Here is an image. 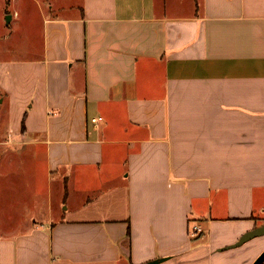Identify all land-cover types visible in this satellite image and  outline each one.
<instances>
[{"label": "crops", "instance_id": "obj_1", "mask_svg": "<svg viewBox=\"0 0 264 264\" xmlns=\"http://www.w3.org/2000/svg\"><path fill=\"white\" fill-rule=\"evenodd\" d=\"M6 3L0 264H251L264 0Z\"/></svg>", "mask_w": 264, "mask_h": 264}, {"label": "water", "instance_id": "obj_2", "mask_svg": "<svg viewBox=\"0 0 264 264\" xmlns=\"http://www.w3.org/2000/svg\"><path fill=\"white\" fill-rule=\"evenodd\" d=\"M9 20V17H7V21ZM264 235V223L261 226H258L250 231L245 232L237 242H235L232 245H229L225 248H221L220 251H224L227 249H231V248H235V247H239L243 244H245L246 242L256 238V237H260ZM164 258H160L158 260H153L150 262H147L145 264H158L159 262L163 261ZM264 261V250L255 258V260L251 263V264H261Z\"/></svg>", "mask_w": 264, "mask_h": 264}, {"label": "rangeland", "instance_id": "obj_3", "mask_svg": "<svg viewBox=\"0 0 264 264\" xmlns=\"http://www.w3.org/2000/svg\"><path fill=\"white\" fill-rule=\"evenodd\" d=\"M5 4H7L6 3V0H0V19L2 20V17H3V13H4V5ZM2 5V6H1ZM10 9L11 8H9L8 10L10 11ZM1 20H0V45H6V46H8V44H7V42H9V33H6V30H8V29H6V28H9L8 26H5V25H3L2 24V22H1ZM4 20H6L7 21V16L5 17V19ZM5 26V27H4ZM5 30V32H3ZM2 37H3V39H2ZM53 188H54V186H53ZM53 197H54V195H53ZM57 199V197L55 196V200ZM62 207H64V206H62ZM261 240H264V236H262V237H258V238H256V239H254V240H252L249 244H253L252 246V249L250 250V252L252 253V254H250L249 255V257H252L253 256V254L255 253V252H258L259 250H260V248H259V246H258V243L261 241ZM244 246V245H243ZM237 248H240V247H237ZM236 248V249H237ZM245 249V248H244ZM231 250H233V249H231Z\"/></svg>", "mask_w": 264, "mask_h": 264}, {"label": "built area", "instance_id": "obj_4", "mask_svg": "<svg viewBox=\"0 0 264 264\" xmlns=\"http://www.w3.org/2000/svg\"><path fill=\"white\" fill-rule=\"evenodd\" d=\"M93 121H95V119H93ZM199 231H200V229L197 226H193L191 228V234L192 235H196Z\"/></svg>", "mask_w": 264, "mask_h": 264}, {"label": "trees", "instance_id": "obj_5", "mask_svg": "<svg viewBox=\"0 0 264 264\" xmlns=\"http://www.w3.org/2000/svg\"><path fill=\"white\" fill-rule=\"evenodd\" d=\"M261 264H264V261Z\"/></svg>", "mask_w": 264, "mask_h": 264}]
</instances>
